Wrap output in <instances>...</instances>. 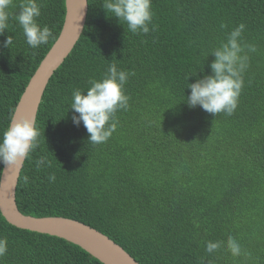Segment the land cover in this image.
<instances>
[{
	"label": "trees",
	"instance_id": "trees-1",
	"mask_svg": "<svg viewBox=\"0 0 264 264\" xmlns=\"http://www.w3.org/2000/svg\"><path fill=\"white\" fill-rule=\"evenodd\" d=\"M21 2L13 0L0 35V134L65 12L64 0H37V22L52 35L33 49L14 18ZM151 11L149 32L133 34L107 16L103 0H87L81 35L43 92L39 146L22 164L17 208L83 222L139 264H264V0H152ZM241 23L242 42L256 51L248 52L234 114L189 108L188 83L211 73L210 52ZM111 63L129 73L128 108L116 112L107 142L91 144L83 122L72 121V92H86ZM41 157L49 164L38 168ZM229 236L239 257L227 249ZM0 238L8 242L0 264H103L64 239L9 224L1 212ZM209 241L221 242L211 254Z\"/></svg>",
	"mask_w": 264,
	"mask_h": 264
},
{
	"label": "clouds",
	"instance_id": "clouds-1",
	"mask_svg": "<svg viewBox=\"0 0 264 264\" xmlns=\"http://www.w3.org/2000/svg\"><path fill=\"white\" fill-rule=\"evenodd\" d=\"M151 4L152 0H103L107 16L118 18L119 23L126 24L127 30L133 34L149 32L148 25L153 16ZM12 5L13 0H0V35L8 29L11 15L9 9ZM40 15L37 0H22L19 12L14 17L23 30L26 43L33 49L48 43L52 35L47 26L41 28L38 24L37 18ZM224 27L226 25L221 24V28ZM244 29L245 25L239 24L227 34L224 42L210 52L214 56L210 74L197 78L194 83H188L187 88L191 91L184 101L189 108L200 106L215 116L221 112L228 116L234 114L244 86L243 73L249 66L248 52L256 51L254 45L242 42ZM12 43L13 37L8 36L3 47L9 49ZM128 75L129 73L118 70L115 63H111L101 79L89 80L90 86L86 92L73 90L70 108L79 115H73L72 121L76 125L83 122L91 144L107 142L118 125L116 112L120 109L127 110L130 98L125 94L124 86ZM39 136L40 132L33 120L23 117L17 120L14 115L10 116L8 127L0 134V163L9 166L27 158L39 146ZM47 164L49 162L46 157L36 161L38 168ZM49 179L55 181V176L51 175ZM24 182H28L27 176L24 177ZM220 246L219 241H209L206 252L211 254ZM227 249L233 257H239L242 252L239 242L232 236L227 239ZM7 251V240L0 238V257L5 256Z\"/></svg>",
	"mask_w": 264,
	"mask_h": 264
},
{
	"label": "water",
	"instance_id": "water-1",
	"mask_svg": "<svg viewBox=\"0 0 264 264\" xmlns=\"http://www.w3.org/2000/svg\"><path fill=\"white\" fill-rule=\"evenodd\" d=\"M64 8L57 39L40 60L15 105L12 115L17 120L23 117L35 123L36 113L50 77L81 35L86 19L87 0H64ZM24 160L9 166L3 164L0 173V212L9 224L64 239L81 247L103 264H139L119 244L83 222L61 216L36 217L20 212L15 201V190Z\"/></svg>",
	"mask_w": 264,
	"mask_h": 264
}]
</instances>
